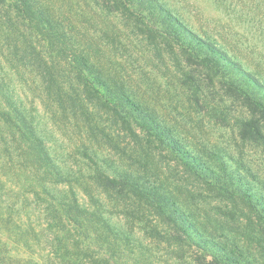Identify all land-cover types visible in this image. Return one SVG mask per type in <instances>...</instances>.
<instances>
[{
  "label": "rangeland",
  "instance_id": "obj_1",
  "mask_svg": "<svg viewBox=\"0 0 264 264\" xmlns=\"http://www.w3.org/2000/svg\"><path fill=\"white\" fill-rule=\"evenodd\" d=\"M36 1L51 17L61 19L66 29L72 21L94 36L112 58L101 65L117 85L125 86L156 113L183 146L173 151L146 132L131 130L113 110L93 99L83 84L60 71L38 37L24 26L15 29L0 11V61L9 70L12 87L34 109L51 154L77 178L73 186L82 202L93 204L91 196L100 197L105 216L134 236L117 256L100 239H89L88 246L80 234L77 240L85 242L84 251L91 252L93 259L72 247L68 261L61 259L55 249L68 233L60 225L49 226L44 202L21 190L15 170L22 156L9 134L3 136L0 129V252L12 261L24 257L25 264L31 258L41 264H211L210 257H200L195 246L180 248L159 235L157 228L163 226L146 201L131 193L105 190L87 156L92 153L110 175L117 168L146 176L175 196L208 232L240 251L251 264H264L263 226L251 207L222 194L179 157L192 151L210 161L211 153H220L264 194V144L240 135V121L251 116L248 108L226 93L222 79L212 70L192 63L179 43L167 42L108 1ZM163 1L197 32H207L238 50L251 68L264 67L263 33L258 23L249 24L259 12L264 18V0ZM69 34L74 38V33ZM254 58L261 62L253 63ZM52 239L54 245L48 242Z\"/></svg>",
  "mask_w": 264,
  "mask_h": 264
},
{
  "label": "trees",
  "instance_id": "obj_2",
  "mask_svg": "<svg viewBox=\"0 0 264 264\" xmlns=\"http://www.w3.org/2000/svg\"><path fill=\"white\" fill-rule=\"evenodd\" d=\"M106 1L137 18L147 29L167 42L179 43L188 52L192 63L206 67L219 76L226 93L250 111L251 116L240 121L241 137L264 144L263 65L257 64V68H251L242 60L244 56L238 50L234 51L235 48H229V45L220 42V38L207 32H197L163 0ZM0 11L15 29L21 30L20 26H24L29 34L38 37L42 47L60 67L59 70L83 84L93 99L113 110L131 130L135 132L140 129L173 151L183 146L173 130L156 113L145 108L125 86L117 85L102 66L104 61L110 62L112 58L94 36L77 28L72 21L67 26L70 30L66 29L61 19L51 17L36 0H0ZM253 23L260 25L258 27L264 36V18L260 12L249 20V24L255 26ZM69 31L74 33V38ZM7 59L8 62L12 61L9 57ZM253 61L261 62L256 58ZM53 67L55 69L54 64ZM8 76L5 62L0 61V129L3 136L6 132L10 135L8 137L17 144L22 156L23 160L15 170L21 190L44 202L45 219H49V226L60 225L68 233L67 240L60 239L57 242L56 254L68 261V251L72 247L75 252L79 251L93 259L91 252L84 251L85 242L77 240L76 236L80 234L87 239L88 246H91L89 239H100L115 255L125 252L127 243L134 240L133 233L112 223L111 218L105 216V206L103 202L99 203L100 197L91 196L94 197L93 204L80 200L73 186L77 178L55 160L39 128L34 109L15 91ZM87 156L95 163L99 172L95 177L105 190L134 194L154 208L163 226L162 230L157 228L158 234L169 242L180 248L195 246L201 251L200 257H210L211 264H251L240 251L201 226L169 191L131 170L116 168L114 174L110 175L101 170V165L92 153ZM210 156V161H206L192 151L179 155L192 173L210 182L222 194L239 198L248 204L257 222L263 226V234L264 194L251 187L247 177L235 169L224 155L213 152ZM263 238L260 236L261 240ZM48 242L54 245L55 240ZM232 245L237 248L235 243ZM18 258L12 261L0 252V264H25V260H22L24 257ZM28 264L41 263L31 258Z\"/></svg>",
  "mask_w": 264,
  "mask_h": 264
}]
</instances>
